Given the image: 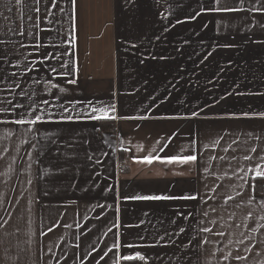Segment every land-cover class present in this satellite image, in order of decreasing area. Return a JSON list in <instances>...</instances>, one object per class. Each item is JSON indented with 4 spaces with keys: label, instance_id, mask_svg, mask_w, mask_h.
I'll return each instance as SVG.
<instances>
[{
    "label": "crops",
    "instance_id": "0c3cea01",
    "mask_svg": "<svg viewBox=\"0 0 264 264\" xmlns=\"http://www.w3.org/2000/svg\"><path fill=\"white\" fill-rule=\"evenodd\" d=\"M225 3L242 10L210 11L214 0H76L75 9L0 0L9 52L0 59V264H115L136 252L148 264H264V181L250 200L252 173L241 171L253 166L244 155H257L247 149L264 146L250 135L264 136V14L252 11L264 0ZM89 113L115 115L113 130ZM21 116L42 122L11 123ZM189 154L196 165L162 162ZM145 157L152 163L137 162ZM181 194L198 200L123 199ZM193 234L198 252L184 247Z\"/></svg>",
    "mask_w": 264,
    "mask_h": 264
},
{
    "label": "snow or ice",
    "instance_id": "6c2138e0",
    "mask_svg": "<svg viewBox=\"0 0 264 264\" xmlns=\"http://www.w3.org/2000/svg\"><path fill=\"white\" fill-rule=\"evenodd\" d=\"M15 2L17 4H22L24 2V0H15ZM52 2V6L56 7V0H51ZM35 3L39 4L40 0H35ZM71 3L73 5V9H75L76 6V0H71ZM214 5L213 7H210V11H214V12H218V13H229V12H236V11H241L242 9L231 6L227 3H225L223 6H219L221 5V0H214ZM36 13L40 12L39 8L35 9ZM252 11L254 12H260L262 14H264V4L260 5V7H256L255 5L252 8ZM11 29H9L10 31ZM20 35H24L23 32H20ZM73 41H75V35H73L72 37ZM5 41L3 39H0V44H4ZM23 46V45H21ZM36 47H40V45H36ZM72 47H75V43L72 44ZM9 55V52L7 49H0V59H6L7 56ZM210 55V53H209ZM60 67H64L67 68L68 65L67 63H63L60 65ZM51 71L55 72L56 68L53 67L51 68ZM12 75H15V73H13ZM65 76H70L72 75L71 71L65 72L64 73ZM70 84H75L76 80L72 79L68 81ZM18 86V85H17ZM61 91H63V89H61ZM264 95V94H262ZM5 101L0 100V103H4ZM8 104H12L11 100L7 101ZM14 107L16 108H22L23 104L17 103L14 105ZM4 111L6 112L7 109H4ZM98 111H103L105 113L108 112V109H97L96 107H92L91 109V113H96ZM116 111V107L115 105L111 106V112H115ZM91 113H89V118L93 119V120H116L117 117L115 115H92ZM247 115V114H246ZM69 119H71V117L69 116ZM120 119H147V117H131V116H124V117H120ZM260 119H264V114H261ZM37 122H42L41 121V117L37 116L35 117V119L32 120H26L25 118H23V116H21V118H18L16 120L11 121V123L13 124H17V125H25L26 123H30V124H36ZM252 135V138L255 140H262L264 139V136L261 135H257V134H250ZM227 150V149H226ZM247 151L251 152V153H256V157L255 159L253 158V156L251 155H244V160L245 161H249L252 163V167H247L245 169H241V171H246V172H251L252 175L250 177H247L246 179L244 177H241V179H245V183L246 185H248L249 189H250V195H249V199H254V197L251 195V193L257 191V187L258 184L257 182L259 181H264V146H261L259 148V151L257 149V147H251L250 149H247ZM157 159H159V157H157ZM212 159H216L215 157H212ZM221 160H223V157H220ZM137 162H146V163H152V157H145L143 161H137ZM162 162H167V163H179L181 165H186V164H192V165H196L198 163V158L196 155L193 154H189L183 157H179V156H173L171 158H169L167 161H162ZM119 199V197H117ZM124 200H131V201H168V200H182V201H197L198 197L195 195H177V196H173V195H130V196H125L123 197ZM229 200L234 199L233 197L229 196L228 197ZM207 201H205L206 203ZM239 206V205H238ZM262 207H264V205H262ZM120 209L116 208V212L119 213ZM213 211H215V209H213ZM145 215H147V213H145ZM178 215H185L183 213H178ZM196 213L194 212H190L187 213L185 215V219H188L189 217H195ZM204 215H207V212H204ZM249 219H251V213L248 214ZM262 220H264V216L260 217ZM119 219V216H117V220ZM4 223H7V221H5ZM173 223H175V221H173ZM195 223L200 224L202 223V221H195ZM117 228L120 227L119 224L116 225ZM53 231L52 228L48 229V232ZM185 231L184 228L180 229V233H183ZM199 232H203V233H210L212 232L211 228H207V227H203V228H199ZM45 235H47L48 233H44ZM218 235H224L223 232H218ZM164 235H170L169 233H165ZM164 235L160 236V240L164 239ZM169 243H173L171 240H169ZM204 244H207L208 241L204 240L203 241ZM194 244L195 250L198 252L200 247H201V240L197 239L196 234H193L191 239L188 242V245H185L184 247H188L191 248ZM148 247H153L155 245H147ZM121 244L119 242L116 243L115 248L117 251H119L121 249ZM123 247L125 248H133V247H137V245L131 244V243H125L123 245ZM109 252H113V249L109 248L107 252L104 253V255H102L100 257L101 260H103ZM115 254V253H114ZM232 258L231 254H229L228 256L225 257V259H229ZM234 259L236 260H240V259H246V257H241V256H236ZM120 260H124V261H143L144 264H148V257L145 254H141L140 252H136L135 255L132 254H124L121 253L119 256H117L116 258V262L115 264H119ZM57 264H59V261H57ZM97 264H99V261H97Z\"/></svg>",
    "mask_w": 264,
    "mask_h": 264
},
{
    "label": "trees",
    "instance_id": "16d2710c",
    "mask_svg": "<svg viewBox=\"0 0 264 264\" xmlns=\"http://www.w3.org/2000/svg\"><path fill=\"white\" fill-rule=\"evenodd\" d=\"M99 129L102 130V129H107V130H113V123L112 121H100L99 122ZM262 183L263 181H259L257 182L258 184V187H257V191H255L256 194H261L263 193V188H262ZM137 261H132L130 264H134L136 263Z\"/></svg>",
    "mask_w": 264,
    "mask_h": 264
},
{
    "label": "built area",
    "instance_id": "2783aa9c",
    "mask_svg": "<svg viewBox=\"0 0 264 264\" xmlns=\"http://www.w3.org/2000/svg\"><path fill=\"white\" fill-rule=\"evenodd\" d=\"M125 168H126L125 164H124L123 162H120V161H119L118 171H119V172H122V171L125 170ZM134 264H141V263H140V262H136V263H134Z\"/></svg>",
    "mask_w": 264,
    "mask_h": 264
}]
</instances>
